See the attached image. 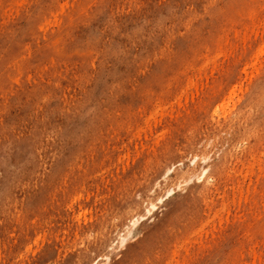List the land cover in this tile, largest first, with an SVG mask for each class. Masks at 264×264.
<instances>
[{
  "label": "rangeland",
  "instance_id": "obj_1",
  "mask_svg": "<svg viewBox=\"0 0 264 264\" xmlns=\"http://www.w3.org/2000/svg\"><path fill=\"white\" fill-rule=\"evenodd\" d=\"M202 140L108 264H264V0H0V264H67Z\"/></svg>",
  "mask_w": 264,
  "mask_h": 264
},
{
  "label": "bare ground",
  "instance_id": "obj_2",
  "mask_svg": "<svg viewBox=\"0 0 264 264\" xmlns=\"http://www.w3.org/2000/svg\"><path fill=\"white\" fill-rule=\"evenodd\" d=\"M208 138L206 137L207 141ZM204 142V140L198 143L188 142L185 149L179 148L177 150L178 158L174 159L176 161L172 160L175 154L167 156L164 163L157 165L152 177L142 185L143 188L139 193L140 198L136 197L137 193L131 196V211L126 210L121 215L120 221L112 225L110 229H99L96 237L90 239L88 245L82 244V251L78 252L77 256L67 264H108L116 249L123 247V242L125 243L128 237L134 236L138 232V223L141 218H146V225L149 221L148 218L159 216L160 211L166 206L164 203L166 195L179 187L183 179L187 178L190 181L194 178H202V172L197 175L196 169L187 168V171H184L181 166L176 167L175 164L177 161L183 163L185 159L193 161L200 158L205 162L209 161L210 153L206 150ZM215 144L219 145V141L216 140ZM209 166L210 163L206 167ZM170 172L172 174L169 175ZM207 181L205 180L201 186ZM199 187L200 185L190 187L189 194L198 190Z\"/></svg>",
  "mask_w": 264,
  "mask_h": 264
}]
</instances>
